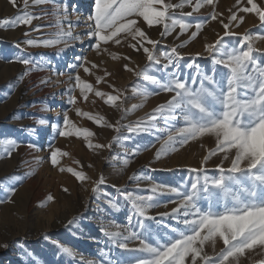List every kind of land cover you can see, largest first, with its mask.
Returning a JSON list of instances; mask_svg holds the SVG:
<instances>
[{
  "label": "rangeland",
  "instance_id": "374dc122",
  "mask_svg": "<svg viewBox=\"0 0 264 264\" xmlns=\"http://www.w3.org/2000/svg\"><path fill=\"white\" fill-rule=\"evenodd\" d=\"M17 2L21 3V0ZM171 2L178 3L179 0ZM262 2L264 0H257V3ZM56 3L68 5V17H61L62 30H69L70 21L74 36L84 33L94 0H56ZM73 7L77 9L74 15ZM230 8L236 9V0H217L216 11L223 13L221 18L225 22ZM54 9L53 3H30L27 10L40 17L34 19L31 26L0 27V137H12L21 142L10 158L0 149V244H8L7 248L0 247V264H79L81 260L91 264H127L131 254L119 248L101 229L109 224H118L122 232L125 228L139 232L137 220H142L151 229L153 237L157 234L164 235L166 231L176 227L177 221L160 214L171 212L176 205L168 201L177 198L171 194L157 193L159 206L148 210V215L155 219L145 220L134 213L131 201L125 199V193L131 192L134 197L146 196L152 194L150 189L154 184L175 186L188 183L196 176L189 169L201 166L202 158L208 149L215 146V140L214 137L190 140L183 146L177 145L178 150L169 151L156 159L155 153L167 139L169 131L174 132L175 129L183 127L184 122L171 121L169 125H165L164 119L158 116L151 130L145 133H130L127 126H135L137 121L145 120L158 105L164 104L173 94L161 91L157 84L137 77L123 68L127 63L129 67L139 70L149 63L142 50L136 52L130 47V43L135 42L131 38L122 40L120 45L109 42L104 46L108 52L119 54V60L112 59L107 53L98 55L95 50H90L91 42L86 36L83 37V44L78 40L61 37L67 41V46L65 43L52 47L25 45L24 40L28 38L38 42L57 38L56 34L61 29L57 26ZM18 11L9 0H0V20L11 19ZM174 11L178 18L193 24V28L179 35L178 39L176 37L179 28L162 37V26L149 29L142 20L139 21L140 27L149 37L159 41L153 50L154 54L161 59L162 65L166 63L163 53L184 42V47H178V51L184 55L181 65L185 61L194 62L200 65L202 71L210 73L212 64L204 52V47L207 43L214 42L218 36H223L225 31L218 21L210 20L212 6L205 5L191 17H179V14L191 12L192 6L185 5L183 9ZM238 15L244 16V21L239 26L232 27L236 35L224 37L230 47L236 46L245 33L254 37L264 36V28L260 27L255 13L239 12ZM200 20L206 21L204 27L195 39L189 40L190 33L195 30V23ZM36 26H39V30L32 31ZM25 32L29 33L28 37H25ZM254 44L260 50L255 54L264 62V39H256ZM59 50L67 52L57 55ZM197 53H201V56L197 57ZM81 54L98 65L90 73H85L83 68L77 69L81 79L92 84L95 90L112 95L122 92L121 99L117 101L119 107L105 104L107 97H97L94 91L88 94V100H84L80 96L79 88L75 87V82L68 80L69 74H75L68 66L77 63L74 58ZM124 56L131 57V60L123 59ZM20 57L34 63L26 66L18 62ZM159 67L152 66L147 74L160 79ZM105 71L111 75L104 76ZM183 71L188 73L192 70L185 68ZM25 72L28 75L22 76ZM96 76H104V80L97 84ZM70 87L74 88L72 95L77 97L75 106L68 103L67 90ZM136 91L146 93L147 99L136 94ZM134 105L142 106L134 108ZM75 108L94 116H102L108 124L116 125L119 121V133L106 125L98 126L87 117L78 116ZM65 112L77 128H87L95 133L89 138L93 144L107 145L114 136L120 138L119 142L113 143L111 149H89L83 136L60 137L51 125L59 124L63 128ZM41 118H45L48 123L39 124L38 120ZM29 129L34 132L30 134ZM29 142L36 143L43 150L29 149ZM49 143L53 148L58 147L68 154L58 155L60 167L82 170L91 179L78 182L67 171L61 173L58 167H53L48 159ZM149 144L154 147L144 150V146ZM134 150L136 151L133 155ZM221 159L222 154L209 160L206 166L209 176L219 175L216 165ZM125 160L128 161L126 167ZM74 161H79V164ZM228 166L229 162L224 161V167ZM101 174L106 183L93 193L94 182ZM133 174L136 175V180L129 179ZM5 188H15V193L9 195L4 191ZM49 195L54 199L49 201ZM110 202L115 203L119 210L113 208ZM129 217H132L131 227ZM69 221L74 222L70 224ZM61 246L71 248L76 257L73 259L63 254L60 251ZM137 246L138 241L129 242L130 248ZM222 246V241H218L216 251ZM205 251L212 253L210 243L206 245ZM249 255L251 259L241 258V264H256L264 259L261 255Z\"/></svg>",
  "mask_w": 264,
  "mask_h": 264
},
{
  "label": "snow or ice",
  "instance_id": "6c2138e0",
  "mask_svg": "<svg viewBox=\"0 0 264 264\" xmlns=\"http://www.w3.org/2000/svg\"><path fill=\"white\" fill-rule=\"evenodd\" d=\"M9 3L19 10L18 14L11 19L0 20V27L31 26L33 20L40 17L27 10L30 3L55 5L54 15L57 16V26L61 31L56 34L57 38L52 40L38 42L31 38L25 39L24 44L31 47L41 45L52 47L59 43H65L67 46V41L62 40L61 37L78 40L83 44V37L86 36L91 42L90 50H95L98 55L102 52L107 53L112 59L119 60L121 59L119 54L108 52L107 47L104 46L109 42L120 45L122 40L127 41L129 38L135 41L130 43V47L136 52L142 50L149 63L139 70L129 67L127 63L123 65V68L133 72L137 77L157 84L161 91L173 95L164 104L158 105L145 120L137 121L135 126H127L128 132L150 131L158 116L164 119L165 125H169L171 121L184 122L183 127L175 129L174 132L169 131L167 139L155 153L156 159H160L169 151L178 150L177 145L183 146L190 140L214 137L215 146L208 149L207 154L202 158L201 166L189 169L196 176L188 183L175 186L154 184L150 189L152 194L146 196L134 197L131 192L125 193V199L131 201L134 213L145 220L155 219L148 215V210L159 206V201L156 199L157 193L171 194L177 198L168 201L176 205L171 212L160 214L177 221L176 227H172L164 235L157 234L153 237L151 229L142 220H137L139 232L129 231L127 228L122 232L118 224H109L101 229L104 235L119 248L131 254L127 264H241V258L251 259L249 254L264 256V62L255 54L260 50L254 44L256 39H264V36L254 37L245 33L242 40L231 47L224 41V37L236 35L232 27L239 26V23L244 21V16L238 15L239 12L255 13L260 27L264 28V2L236 0V9H228L230 14L225 22L221 18L223 13L216 11L217 0H195L194 4L193 0H179L178 3H172L171 0L167 2L166 0H94L93 9L87 16L86 31L75 36L72 34L70 21L69 30L67 32L62 30L61 17L67 18L69 15L66 3L60 5L56 3V0H21V3L17 0H9ZM185 5L192 6V11L181 12L179 17H191L205 5H210L213 8L210 20L218 21L225 29L223 36H218L214 42L207 43L204 47V52L212 64L210 73L202 71L200 65L194 62L185 61L181 65L184 55L178 51V47H184V42L165 51L163 60L166 63L161 65V59L153 51L159 41L150 38L140 27L141 20L149 29L157 25L162 26L163 31L160 33L162 37L172 34L179 28L176 37L178 39L179 35L193 28V24L178 18L174 11L183 9ZM72 11L76 12V7H73ZM205 23L204 20L195 23V30L190 33L189 40L197 37ZM38 30L39 26L32 29V31ZM24 35L28 37L29 33L25 32ZM62 53L63 50H60L57 55ZM196 56L200 57L201 53H197ZM74 59L77 63L68 67L75 74H69L68 80L75 82L80 96L88 100V94L94 91L97 97H107L105 104L119 107L117 101L121 99L122 92L112 95L95 90L93 85L82 80L76 71L83 68L85 73H90L91 69L97 68L98 65L88 61L82 54ZM123 59L130 61L131 57L124 56ZM18 62L26 66L34 63L23 57L18 58ZM154 65L160 66L158 69L161 72L160 79L147 74ZM185 68L192 71L185 73L183 71ZM23 75H28V72ZM110 75L111 73L105 71L104 76ZM104 76H96V83L99 84L104 80ZM73 91L72 87L67 90L68 103L75 106L77 97L72 95ZM136 94L143 95L147 99L144 92L136 91ZM75 111L78 116L87 117L98 126L106 125L117 133L120 131L119 121L116 125H112L108 124L102 116L82 112L79 108H75ZM38 123L44 125L48 121L41 118ZM62 123L63 128L59 124L51 125L60 137L83 136L89 149H111L113 143H118L120 139L114 136L112 142L107 145L93 144L89 138L95 133L87 128H77L67 112L63 115ZM28 131L30 134L34 132L32 129ZM20 145L21 142L16 138L0 137V149L9 158ZM27 147L32 150H43L32 142H29ZM47 147L51 165L58 167L61 173L67 171L78 182L91 179L82 170L60 167L58 155L68 154L58 147L53 148L50 143ZM150 147L154 145H145L144 150ZM220 154L222 159L216 165L219 175L209 176L206 166L212 157ZM224 161L229 162L228 167H224ZM74 162L79 164V161ZM127 164L128 161L125 160L124 166L126 167ZM129 179L136 180L137 177L133 174ZM105 183L101 174L100 178L94 182L93 193L99 191L100 186ZM63 190L67 191V189ZM4 191L11 195L15 193V188H5ZM47 199L51 201L54 198L49 195ZM110 203L113 208L119 210L115 203ZM128 219L131 227L132 217ZM73 222L69 221L70 224ZM113 228L115 230H111ZM131 241H138V246L130 248ZM218 241H222L223 246L217 252ZM209 243L212 248L211 254L205 251ZM0 247L7 248L8 244H0ZM60 251L70 258L76 257V253L69 247L61 246ZM79 264H91V262L81 260ZM257 264H264V259Z\"/></svg>",
  "mask_w": 264,
  "mask_h": 264
},
{
  "label": "bare ground",
  "instance_id": "6f19581e",
  "mask_svg": "<svg viewBox=\"0 0 264 264\" xmlns=\"http://www.w3.org/2000/svg\"><path fill=\"white\" fill-rule=\"evenodd\" d=\"M75 13L73 12V15H74ZM60 51V50H59ZM67 51H65V50H63V53L65 54ZM62 60V59H61ZM27 88V87H26ZM22 89H24V88H22ZM137 137V136H136ZM149 136H147V138H148ZM149 139V138H148ZM139 142V141H138ZM141 149V148H140ZM18 158H19V156H18ZM159 222V221H158ZM160 223V222H159ZM258 262V261H257ZM253 262H249L248 264H252ZM257 264V263H256Z\"/></svg>",
  "mask_w": 264,
  "mask_h": 264
}]
</instances>
